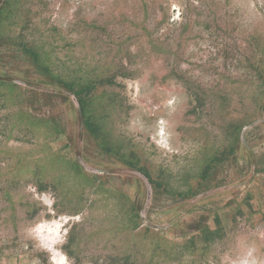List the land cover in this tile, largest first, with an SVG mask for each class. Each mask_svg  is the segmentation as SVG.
Instances as JSON below:
<instances>
[{
  "label": "rangeland",
  "instance_id": "obj_1",
  "mask_svg": "<svg viewBox=\"0 0 264 264\" xmlns=\"http://www.w3.org/2000/svg\"><path fill=\"white\" fill-rule=\"evenodd\" d=\"M0 264H264V0H0Z\"/></svg>",
  "mask_w": 264,
  "mask_h": 264
},
{
  "label": "trees",
  "instance_id": "obj_2",
  "mask_svg": "<svg viewBox=\"0 0 264 264\" xmlns=\"http://www.w3.org/2000/svg\"><path fill=\"white\" fill-rule=\"evenodd\" d=\"M81 105H82V109H84V103L81 101ZM87 125L89 126V128H91L92 130H97V125L90 121L88 118H87ZM144 174L148 177V179L151 181V183H154V180L152 179L151 175L149 172L147 171H144Z\"/></svg>",
  "mask_w": 264,
  "mask_h": 264
}]
</instances>
